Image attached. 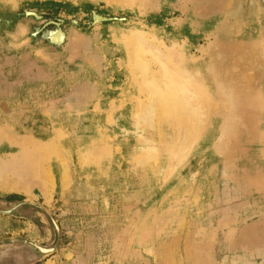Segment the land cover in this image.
Listing matches in <instances>:
<instances>
[{
  "label": "rangeland",
  "instance_id": "rangeland-1",
  "mask_svg": "<svg viewBox=\"0 0 264 264\" xmlns=\"http://www.w3.org/2000/svg\"><path fill=\"white\" fill-rule=\"evenodd\" d=\"M115 1L0 0V166L54 132L68 155L49 162L47 197L14 186L6 169L0 264H264V0ZM132 30L190 77L200 126L180 160L160 146L176 166L162 185L135 169V138L107 123L136 104ZM87 128L113 131L107 141L121 150L101 168L81 167L94 162L75 149ZM169 189L175 221L159 223L152 243L129 240Z\"/></svg>",
  "mask_w": 264,
  "mask_h": 264
},
{
  "label": "bare ground",
  "instance_id": "bare-ground-1",
  "mask_svg": "<svg viewBox=\"0 0 264 264\" xmlns=\"http://www.w3.org/2000/svg\"><path fill=\"white\" fill-rule=\"evenodd\" d=\"M120 29L116 28L115 31L118 33ZM129 33L131 36L125 37V43L128 47H132V51L128 55V71L131 84L130 89L132 90L131 96L136 100V104L130 113H126L125 111L118 113L115 121L112 119L114 113L110 112L107 117V123L112 124L115 132L123 135H132L135 138L134 150L132 151L135 169L140 172L148 170L154 178L153 181L156 184L162 185L171 177L173 169L176 166L167 157L161 160L159 155L160 146H165L166 149L172 150L171 156H176L180 160L183 155L181 152L187 146H184L183 141L190 136H193L192 140L195 141L199 132L198 127L200 126H198L191 116L193 110L191 100L193 96H191L188 88L191 80L189 76L179 74L177 61L169 56L163 57L158 50L150 46L151 43L147 44V35L144 36L146 39H141L139 34L133 30L129 31ZM130 41H132V44ZM152 62L159 64L157 72L152 70ZM131 96L127 95V99ZM141 96H144V99ZM119 108L120 106L116 110L119 111ZM57 136V132H54L48 141L45 140L42 143L35 141L32 149H28L29 144H27L28 146H24L16 155L13 154L14 156L10 160L4 161L5 168L2 169L3 166H0V182L3 185L6 184L7 180L4 174L6 173V169H8V171L11 170L12 174L17 177L15 181L11 182L14 186L26 188L28 185L31 187L34 183L38 185L39 189L47 197V194L53 190L55 183L49 162L59 157V150L54 145L53 140ZM188 141L186 142L187 144ZM1 142L6 144L7 140L4 139ZM42 144L44 145L41 146ZM74 153L76 152L74 151ZM90 157L87 154V156L83 157V161L92 162L89 160ZM92 160H100L98 150L93 154ZM162 161L164 162L163 164ZM168 192L170 197L156 201L149 215L142 218V221L139 222L140 225L137 233H134L131 241L135 238L138 243H141L145 238L146 243H152L154 235L157 234L154 229L158 226V222L165 221L166 219L171 224L175 221L181 208L179 200L173 201V197L178 195V191L177 189H169ZM162 208L166 211L165 213L162 212Z\"/></svg>",
  "mask_w": 264,
  "mask_h": 264
},
{
  "label": "crops",
  "instance_id": "crops-1",
  "mask_svg": "<svg viewBox=\"0 0 264 264\" xmlns=\"http://www.w3.org/2000/svg\"><path fill=\"white\" fill-rule=\"evenodd\" d=\"M91 130L92 129H90V128L88 129L87 128V132H86L84 138H82V142L83 143H82V145H80V147H78V149L80 150L78 152V154H81L82 156L83 155L87 156V154H89V156L93 157V154L96 153L97 150H98V152L100 153V160L94 161L91 164H88L87 166H83V165L82 166L80 165V166L82 168H84V167H86V168L87 167H93V168L94 167L95 168H99L100 167L101 168V162L104 160L106 154L113 153V155L116 156L117 153L119 151H121V150H120V148L118 146L114 147V145L109 144V142L107 141V137H109L110 136L109 134L112 133V132H109V134H108V133H105V132L103 133V132H98V131H95V130L91 131ZM50 138H51V134L49 135V137H47V139L50 140ZM60 146H59V157L54 160L55 163H62V160H61L60 156H64L65 155V157L68 158V155H67L66 151H63L62 143H61ZM109 147H111V149ZM72 149H73L72 152H74V150H75L74 147H72ZM82 149H84V150H82ZM76 153H77V151H76ZM91 159L92 158H89V160H91ZM81 161H83V160H81ZM116 168H120V166H116ZM158 223H161V224L163 223V225H164L165 223H168V220L165 219V221L158 222ZM231 232H232V229H231V231L229 230V233H231ZM135 233H137V230H136ZM129 240H131V238ZM132 241L134 243H138V241H136L135 238ZM141 243H144V242L141 241Z\"/></svg>",
  "mask_w": 264,
  "mask_h": 264
},
{
  "label": "flooded vegetation",
  "instance_id": "flooded-vegetation-1",
  "mask_svg": "<svg viewBox=\"0 0 264 264\" xmlns=\"http://www.w3.org/2000/svg\"><path fill=\"white\" fill-rule=\"evenodd\" d=\"M35 247H36V251L39 250L40 252H48V250L50 249L49 247H41V246H35ZM42 250H45V251H42ZM31 254L35 255L34 253H31Z\"/></svg>",
  "mask_w": 264,
  "mask_h": 264
},
{
  "label": "water",
  "instance_id": "water-1",
  "mask_svg": "<svg viewBox=\"0 0 264 264\" xmlns=\"http://www.w3.org/2000/svg\"><path fill=\"white\" fill-rule=\"evenodd\" d=\"M12 210H13V209H9V210L3 211V212L9 214V213L12 212Z\"/></svg>",
  "mask_w": 264,
  "mask_h": 264
}]
</instances>
